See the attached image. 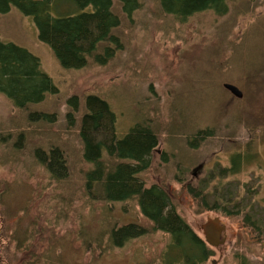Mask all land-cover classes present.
I'll list each match as a JSON object with an SVG mask.
<instances>
[{
    "label": "rangeland",
    "instance_id": "374dc122",
    "mask_svg": "<svg viewBox=\"0 0 264 264\" xmlns=\"http://www.w3.org/2000/svg\"><path fill=\"white\" fill-rule=\"evenodd\" d=\"M145 7L129 19L116 1L114 11L122 25L115 34L122 49L116 48L110 60L102 57L109 60L107 64L90 61L80 69L61 65L53 49L41 41L32 16L16 7L0 12V40L37 56L59 89L29 107L56 114L52 125L30 122L26 111L0 95V135L12 134L0 143V201L11 214L19 206L29 210L17 234L24 228L29 239L36 219L44 231L38 244L50 243L45 245L54 247L49 257L60 258L58 264L159 263L171 236L154 231L138 202L109 204L93 200L84 191L81 172L91 165L82 163L80 122L86 97L98 95L116 113L121 137L140 122L152 120L163 127L152 166L142 174L147 186L166 187L178 212L196 232L202 234L200 226L208 217H220L226 224L227 243L212 248L215 254L207 264H238L237 255L243 254L264 264V245L253 238L255 232L245 225L243 215L205 211L188 187L182 191L188 185L201 191L202 183L211 204L221 207L226 202L223 197L231 193V208L240 203L246 212L253 207L264 212V0H234L224 17L207 12L185 22L156 13L154 0H146ZM226 83L238 86L243 98H235L224 88ZM74 97L80 99L76 112L68 104ZM73 113L76 120L69 116ZM199 131L206 137L194 146ZM38 147L63 149L72 170L70 181L50 180L44 167L30 157ZM62 194L73 199L68 217L51 210H59L53 198ZM3 219L0 213V227ZM134 222L148 226L149 233L110 252L98 248L107 243L103 236L110 227ZM9 223L13 226L14 219ZM84 236L95 244L78 252L85 245ZM14 246L5 237L0 239V264L22 263L25 257Z\"/></svg>",
    "mask_w": 264,
    "mask_h": 264
},
{
    "label": "trees",
    "instance_id": "16d2710c",
    "mask_svg": "<svg viewBox=\"0 0 264 264\" xmlns=\"http://www.w3.org/2000/svg\"><path fill=\"white\" fill-rule=\"evenodd\" d=\"M116 1L129 19L146 8V0H0V12H9L12 7H16L23 14L32 16L41 41L53 49L61 65L66 69H80L88 66L90 61L98 65L107 64L114 57L115 49H122L120 39L115 34V30L122 25L121 17L114 11ZM154 1L157 5L156 13L185 22L207 12L224 17L229 13L230 4L234 0ZM58 92L52 79L42 70L41 60L37 56L21 46L0 40V95L5 96L16 109L26 111L30 122L52 125L57 120L56 114L34 112L29 107L41 104L49 94ZM68 104L73 106L74 112L79 111L78 97L68 101ZM84 106L86 112L82 115L79 130L82 143L80 153L82 163L91 165L90 169L84 168L81 172L84 191L93 200L109 204L130 200L138 202L140 212L152 223L154 231H162L171 236L158 264H207L215 251L205 242L203 234L196 232L178 212L174 197L166 187L160 184L148 187L146 178H142V174L152 166L156 148L161 145L160 130L162 132L163 127L161 129L159 124L151 123L152 120L150 123L140 122L128 135L121 137L116 128V113L105 99L89 95ZM73 114L69 116L76 120ZM201 132H197L193 138L194 146L206 137ZM11 136L0 135V143L8 141ZM24 137L25 133L19 139L23 140ZM30 157L38 166L44 167L54 183L70 181L72 170L60 147H50L49 151L38 147L30 152ZM163 161H167V158ZM232 171L235 172V169ZM200 184L201 191L189 185L183 186L182 191L185 192L188 187L189 194L205 211H220L227 217L243 215L245 225L255 232L253 238L259 239L264 245L263 211L260 213L253 207L246 212L240 203H235L231 208L230 202L234 200L231 193L223 197V201L229 204L221 203V207L216 203L211 204L206 186ZM53 200L57 202L55 205L59 210L54 207L51 210L57 213L61 211V214L68 217L73 205L72 197L62 194ZM0 204V213L4 218L1 221L0 239L5 237L11 244L15 243L14 249L22 252L25 257L21 264H58L60 258L49 257L54 247H46V241L38 244L44 231L36 224V219H32L34 235H30L29 239H25L24 228L17 234L20 225L29 218V210L19 206L20 210L11 214L4 203L0 201ZM11 219H14L13 226L9 223ZM148 233V226L135 222L124 226L113 225L103 236L107 243L103 248L98 244V248L110 252ZM84 242L85 245L77 249L78 252L89 244L93 248L95 244L93 239L85 236ZM237 261L238 264H256L244 254L237 255Z\"/></svg>",
    "mask_w": 264,
    "mask_h": 264
},
{
    "label": "water",
    "instance_id": "95a60500",
    "mask_svg": "<svg viewBox=\"0 0 264 264\" xmlns=\"http://www.w3.org/2000/svg\"><path fill=\"white\" fill-rule=\"evenodd\" d=\"M236 98H243V91L236 85L226 83L223 85ZM205 242L211 247H219L227 242V226L220 217H208L207 221L200 226ZM215 264V263H214Z\"/></svg>",
    "mask_w": 264,
    "mask_h": 264
},
{
    "label": "flooded vegetation",
    "instance_id": "af4514ba",
    "mask_svg": "<svg viewBox=\"0 0 264 264\" xmlns=\"http://www.w3.org/2000/svg\"><path fill=\"white\" fill-rule=\"evenodd\" d=\"M230 92V91H229ZM231 93V92H230ZM232 94V93H231ZM236 98V97H235ZM242 99V98H241ZM156 150H157V148H156ZM202 234H203V232H202ZM227 243V242H226ZM224 245H226V244H224ZM224 245H222V246H224ZM222 246H219L218 248L217 247H212L213 249H219L220 247H222Z\"/></svg>",
    "mask_w": 264,
    "mask_h": 264
}]
</instances>
